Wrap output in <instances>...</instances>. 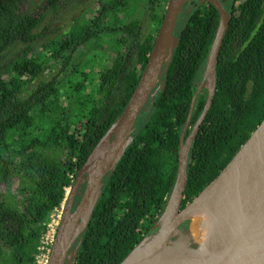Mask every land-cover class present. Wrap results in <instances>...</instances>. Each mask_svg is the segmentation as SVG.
Listing matches in <instances>:
<instances>
[{
  "label": "trees",
  "instance_id": "trees-1",
  "mask_svg": "<svg viewBox=\"0 0 264 264\" xmlns=\"http://www.w3.org/2000/svg\"><path fill=\"white\" fill-rule=\"evenodd\" d=\"M89 1L0 0V264L36 263L46 222L130 99L164 15L156 12L162 0H101L97 15L47 44L50 58L69 69L67 80H41L43 59L31 54L45 16ZM219 2L229 22L202 123L208 94L199 87L220 16L212 3L191 0L162 83L104 180L73 264H120L153 231L176 181L181 143L192 132L180 211L263 121L264 0ZM132 8L150 18L147 33L139 18L129 19ZM105 20L111 25L101 26ZM103 38L114 54L108 67L72 64L75 48Z\"/></svg>",
  "mask_w": 264,
  "mask_h": 264
},
{
  "label": "water",
  "instance_id": "water-1",
  "mask_svg": "<svg viewBox=\"0 0 264 264\" xmlns=\"http://www.w3.org/2000/svg\"><path fill=\"white\" fill-rule=\"evenodd\" d=\"M189 1L191 0H168L162 22L154 38V44L148 56L146 65L141 73L137 86L118 119L110 127V129L114 127V132L111 136L107 150L93 167L88 168L86 166V162L82 169L77 173L73 184L66 193L60 221L52 242L47 264L74 263L80 245V238L90 220L100 191L81 232L78 235L69 238L68 242L65 244V246H63L64 233L67 227L68 219L73 214L78 205L82 206L87 201L95 181H101V190L105 178L112 172L117 162L121 159L132 135L137 130L138 120L142 112L147 109L151 97L156 93L155 90L157 86L162 83V74L166 63L172 56L173 51L177 46L176 30L178 22L184 14L186 3ZM206 1L212 3L217 9L220 16V23L204 68L202 83L199 87L200 89L204 88L206 90L208 94V100L204 109V113L198 121V126L202 123L204 116L212 102L215 89L214 72L216 58L220 51L229 22L228 10L222 6L219 0ZM212 61L213 66L211 68ZM211 69L213 73L214 86L212 91L209 92L205 87V82ZM195 97L196 96L193 98L191 108H193ZM194 133L195 131L189 135L184 143H181L176 181L164 209L165 212L176 183L181 181L182 189L173 209V223L166 227H161L159 225L160 219L164 214L163 212L154 226L153 231L145 236L120 264H264V225L255 235H249L241 229L240 219L235 216L234 221L237 228L235 234L227 241L219 244L215 249L202 253L199 247L196 246L187 236L189 221L183 220L175 224V220L180 216V214L183 213L186 208L192 204L214 181H216L224 171L228 169L234 173L236 177H239L243 156L245 154L254 152L255 149L264 148V119L250 135L245 144L240 147V149L233 156L229 164L220 173L217 179H215L208 187H206L192 203L180 211L182 194L186 182L188 153ZM185 146L186 150L184 156L183 152ZM179 236L185 237L186 247L179 252H171L169 250V243L174 242ZM159 246H164L167 248L166 252L162 256L153 258L152 251Z\"/></svg>",
  "mask_w": 264,
  "mask_h": 264
},
{
  "label": "bare ground",
  "instance_id": "bare-ground-1",
  "mask_svg": "<svg viewBox=\"0 0 264 264\" xmlns=\"http://www.w3.org/2000/svg\"><path fill=\"white\" fill-rule=\"evenodd\" d=\"M213 61L211 62V68ZM214 86L212 69L206 78L205 87L211 92ZM114 132L112 127L99 142L90 158L87 167H93L104 155ZM186 146L183 155L185 156ZM239 177L228 169L214 181L186 210L175 220V224L190 219L187 236L199 247L200 251L209 252L222 242L231 238L237 228L234 217L240 219L241 229L255 235L264 225V148L255 149L245 154L241 161ZM101 181L93 183L91 193L82 206H77L67 222L63 246L69 238L78 235L88 219L100 191ZM182 189L178 181L170 197L167 208L162 215L159 225L166 227L173 223V209ZM186 247L185 237L179 236L169 243L171 252H179ZM164 246L156 247L152 257L165 254Z\"/></svg>",
  "mask_w": 264,
  "mask_h": 264
},
{
  "label": "rangeland",
  "instance_id": "rangeland-1",
  "mask_svg": "<svg viewBox=\"0 0 264 264\" xmlns=\"http://www.w3.org/2000/svg\"><path fill=\"white\" fill-rule=\"evenodd\" d=\"M100 2L101 0H92L82 4L74 3L56 14H47L45 16L42 27L39 29V32L41 31V34H43L40 37V40L34 45L33 53L31 54V57L33 58L41 57L43 59L44 71L41 76V80H49L52 78H55L59 81H64V79L65 81L67 80L69 69L66 68L63 70L60 61L50 58L46 49L47 44L49 42H58L62 40L69 34L72 28L83 25V23L88 18L90 19L92 16L97 15L100 9ZM167 3L168 0H162L156 8V12H165ZM137 5L140 6L139 4ZM132 10L133 8L128 13L132 14L131 12H133V14L129 16V19L131 20L134 17L139 18L142 22V32L147 33V30H149V23L147 21L151 22L149 20L150 18L142 17L141 10L139 9H135L134 11ZM107 25H111L108 20H105L101 24V26ZM111 47V39L108 38H103L100 41H88L72 51L71 62L73 65L78 64V66H85L88 69L91 66H94V68H96L97 65H100L101 67H108L114 57ZM9 56L10 55H8V57ZM7 77L8 75L5 78ZM12 183L13 188L11 193H13L15 196L17 184H15L14 181ZM62 209L63 204L61 205L59 210L54 211L50 215L48 221L46 222L47 231L42 236L38 244L37 253L35 255V264H43L49 257L52 242L60 221Z\"/></svg>",
  "mask_w": 264,
  "mask_h": 264
},
{
  "label": "built area",
  "instance_id": "built-area-1",
  "mask_svg": "<svg viewBox=\"0 0 264 264\" xmlns=\"http://www.w3.org/2000/svg\"><path fill=\"white\" fill-rule=\"evenodd\" d=\"M48 260V259H47ZM38 264H41V263H38ZM43 264H47V261L45 260V262Z\"/></svg>",
  "mask_w": 264,
  "mask_h": 264
},
{
  "label": "flooded vegetation",
  "instance_id": "flooded-vegetation-1",
  "mask_svg": "<svg viewBox=\"0 0 264 264\" xmlns=\"http://www.w3.org/2000/svg\"><path fill=\"white\" fill-rule=\"evenodd\" d=\"M226 1H228V0H226Z\"/></svg>",
  "mask_w": 264,
  "mask_h": 264
}]
</instances>
